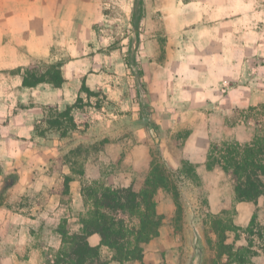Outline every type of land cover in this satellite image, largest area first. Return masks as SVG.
Returning <instances> with one entry per match:
<instances>
[{
    "label": "crops",
    "instance_id": "0c3cea01",
    "mask_svg": "<svg viewBox=\"0 0 264 264\" xmlns=\"http://www.w3.org/2000/svg\"><path fill=\"white\" fill-rule=\"evenodd\" d=\"M166 1L163 55L156 31L130 35L131 43H142L145 60L137 71L130 53L103 47L102 33L108 13L133 0H0V264H48L47 254L62 246L61 221L80 231L82 185L139 190L155 142L168 168L188 161L195 176L179 182L178 224L171 195L157 192L159 234L143 244L142 261L123 264H182V253L194 250L193 264H239L225 254L218 258L213 248L210 219L224 210L240 228L227 231L225 242L233 250L252 242L254 253L243 264H264V190L253 201H236L230 175L218 164L207 167L212 145L264 141V14L253 23L246 10L222 19L199 11L194 24L172 12L186 5ZM114 58L110 74L106 62ZM32 59L62 62L61 86H23L17 69ZM82 85L105 98L94 114ZM78 96L90 111L73 110L75 129L64 136L35 131V125L45 129L48 107L62 110ZM80 116L87 118L82 128ZM99 139L109 143L94 161L84 153L77 170V146ZM87 243L99 246L108 264H119L98 233Z\"/></svg>",
    "mask_w": 264,
    "mask_h": 264
},
{
    "label": "trees",
    "instance_id": "16d2710c",
    "mask_svg": "<svg viewBox=\"0 0 264 264\" xmlns=\"http://www.w3.org/2000/svg\"><path fill=\"white\" fill-rule=\"evenodd\" d=\"M61 66L60 61L47 63L32 59L26 67L17 70L22 72L23 86L30 87L46 82L58 87L64 81ZM81 90L88 96L97 94L84 85ZM82 101V97L78 96L72 105L62 110L48 107L45 129L41 125H35V131L44 134L46 129H54L64 136L75 129L77 124L73 110L81 107ZM151 126L154 129L152 124ZM213 164H218L230 175L236 201H253L263 192L264 141L243 145H212L207 156V167ZM193 169V165L184 160L179 168H168L156 148L151 149L150 168L139 190H135L133 186L111 187L98 181L84 183L81 194L85 210L79 216L80 231L70 232L67 221H61L58 231L62 237V246L54 254L51 264H108V261L101 259L99 246L93 247L87 243V236L92 233L100 235V244L113 251L112 258L119 264L129 260L142 261L143 244L158 236L162 224L163 216L156 211L157 192L163 190L171 195L176 205L174 221L178 224L182 214L179 182L183 177L194 179ZM70 179L69 176L65 177V187ZM210 228L216 233L213 248L218 258L225 254L243 264L254 253L250 241L246 246L235 250L233 243L225 242L227 231L240 230L233 224L228 210L214 215L210 219ZM252 228L251 221L244 231L251 234Z\"/></svg>",
    "mask_w": 264,
    "mask_h": 264
},
{
    "label": "rangeland",
    "instance_id": "374dc122",
    "mask_svg": "<svg viewBox=\"0 0 264 264\" xmlns=\"http://www.w3.org/2000/svg\"><path fill=\"white\" fill-rule=\"evenodd\" d=\"M174 2L176 5H186V8L173 9V14L177 13L178 15L182 13L184 21H192L193 23L199 22V11L200 13L208 15V19H222L228 15L238 16L243 14V11L246 10L245 13L252 16L253 23L255 21H261L260 18L264 14V0H174ZM166 3V0H133L131 6H122L119 7L117 11L109 12L107 19L104 20L102 24L104 30L102 33L107 35V40L104 42L103 47H106L107 51L130 53V62L134 66V69L141 71L142 63L145 59L142 57L143 54L138 51L142 50V43L141 40L131 43L130 35L143 34L146 30L149 32L150 30L156 31L159 38H161V41H159L160 48L158 50L160 54L163 55L164 43L162 37L165 35L164 23L165 19L167 20V18L164 17V14H167V11L164 12V4ZM247 6H251V8L247 10ZM173 19L174 17H172V20ZM110 35L112 36L110 37ZM132 39H134V37ZM155 49L157 50V47ZM108 62H111V64L109 65ZM116 62L117 59L115 58L107 60L106 63L110 69V74H114L111 70L114 71L117 69V66H115ZM90 96L91 103L89 100L88 102L92 106L93 112L91 114H94L95 108L104 104L105 98L98 94ZM81 109L82 111L84 110L83 108ZM84 111H90V109L87 108ZM86 120L87 118L80 116L79 123L81 128L82 125L86 123ZM107 142L109 143V141L105 139H99L85 145L77 146L75 152L76 169L78 170L81 168L84 153L89 152L91 154L90 160L94 161L96 157L95 154L98 153L101 148L107 146ZM151 148L153 150L156 149V142L152 144ZM194 252L195 250L183 252L184 259L182 264H193L191 258L195 255ZM53 259V253L47 254L46 260L48 264H51Z\"/></svg>",
    "mask_w": 264,
    "mask_h": 264
}]
</instances>
